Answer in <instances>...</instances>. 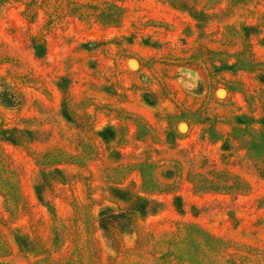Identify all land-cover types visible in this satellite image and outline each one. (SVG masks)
I'll return each mask as SVG.
<instances>
[{
  "label": "rangeland",
  "instance_id": "obj_1",
  "mask_svg": "<svg viewBox=\"0 0 264 264\" xmlns=\"http://www.w3.org/2000/svg\"><path fill=\"white\" fill-rule=\"evenodd\" d=\"M261 76L264 0H0V93L19 100L0 102V264H264ZM113 188L157 207L115 242L95 223L123 207ZM13 231L49 254L21 251ZM163 235L190 252L155 257Z\"/></svg>",
  "mask_w": 264,
  "mask_h": 264
},
{
  "label": "trees",
  "instance_id": "obj_2",
  "mask_svg": "<svg viewBox=\"0 0 264 264\" xmlns=\"http://www.w3.org/2000/svg\"><path fill=\"white\" fill-rule=\"evenodd\" d=\"M39 49L35 48V53L39 54ZM261 82L264 83V76H261ZM59 88L65 93V89L62 85H59ZM144 102L148 104L149 106H153L154 103L152 99H149L148 95H144L143 97ZM0 102L8 109H14L19 105V100L15 96V94L12 91L5 90L4 92L0 93ZM62 113L63 116L69 120L72 121L73 117L69 113L66 104L64 103L62 106ZM18 133L17 131L11 132V131H5L2 136L4 137L5 142H10L13 145L17 144V139L15 137V134ZM101 138L104 141H107L109 139L114 138V129L106 128L104 131L100 133ZM8 164V158L3 153V151L0 150V166ZM55 174H59L60 171L56 169L54 171ZM46 173H40V177L43 181V184L46 185L49 183L48 178L46 177ZM0 178H2V172L0 171ZM6 183H0V189L5 192L6 189ZM11 184V183H8ZM11 190H15V193L19 195L20 198H22V194L20 193V185H19V179L15 180V185L13 184V187L9 185ZM36 195L38 201L46 207L50 213L53 212V206H51L45 199V195L43 194V187L38 184L35 185ZM6 198L9 199V194H4ZM111 195L114 199H116L118 202L123 203V207H120L117 210H114L110 207H101L98 215L95 219V223L106 231L109 235V237L115 242L119 238H121L126 231H132L135 232L137 228H139L138 221L146 219L149 215L154 214L155 210H157L155 207L156 203H153V201H150L149 199L139 195V194H131L128 190L125 189H119V188H113L111 189ZM176 203L178 204V209H181L182 206L180 205V198H176ZM141 228V227H140ZM13 237H14V243L17 245V247L25 252V253H32L36 254L38 257L43 256V254L48 255L49 251L43 253L44 246L40 244L38 239L33 238L27 234H20L18 231H13ZM183 235V234H182ZM54 240H56L55 244L62 246L63 237L61 235H56L54 237ZM191 238H188L187 236L182 239L178 235H171L165 236L163 235L161 239H159V242H155V248L153 249V254H155V257L160 256V258H173L176 259L178 256H181L180 254H186L190 252V245H192L193 241H190ZM196 246V245H195ZM11 244L7 240V237L3 235V232L0 231V259L3 257H6L9 255L11 249ZM85 253V252H84ZM40 255V256H39ZM191 259V257H188ZM83 259V261H87L86 264H94V258L91 257L88 258V256L79 255V257H71L69 261L65 264H82L80 260ZM178 260V259H177ZM180 260V259H179ZM64 264V262L60 261L59 259H54L53 257H46L39 259L35 261L34 264ZM138 264V263H137Z\"/></svg>",
  "mask_w": 264,
  "mask_h": 264
}]
</instances>
